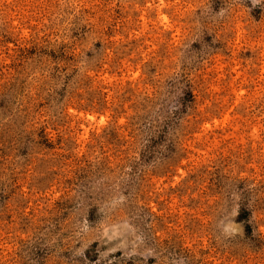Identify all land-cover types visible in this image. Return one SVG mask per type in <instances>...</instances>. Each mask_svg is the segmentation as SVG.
I'll list each match as a JSON object with an SVG mask.
<instances>
[{"label":"rangeland","instance_id":"1","mask_svg":"<svg viewBox=\"0 0 264 264\" xmlns=\"http://www.w3.org/2000/svg\"><path fill=\"white\" fill-rule=\"evenodd\" d=\"M0 264H264V0H0Z\"/></svg>","mask_w":264,"mask_h":264}]
</instances>
